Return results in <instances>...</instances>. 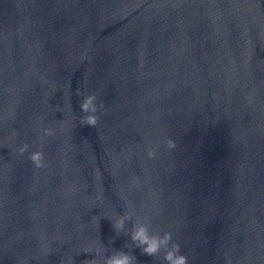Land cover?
Returning <instances> with one entry per match:
<instances>
[{"label":"water","instance_id":"obj_1","mask_svg":"<svg viewBox=\"0 0 264 264\" xmlns=\"http://www.w3.org/2000/svg\"><path fill=\"white\" fill-rule=\"evenodd\" d=\"M144 217L188 264H264V0H0V264H166Z\"/></svg>","mask_w":264,"mask_h":264},{"label":"clouds","instance_id":"obj_2","mask_svg":"<svg viewBox=\"0 0 264 264\" xmlns=\"http://www.w3.org/2000/svg\"><path fill=\"white\" fill-rule=\"evenodd\" d=\"M77 93L82 95L79 90H77ZM97 101L98 97L95 94H89L80 103L79 107L85 114L80 117V124L82 126L95 127L97 125L99 120L98 113L100 109L105 108L104 103L101 102L97 105ZM60 111H63V109ZM42 132L44 136H52L54 134L53 130L49 128H43ZM167 146L169 148H174V141L169 139L167 141ZM29 147L30 145L28 143H24L18 148V154L24 155L28 152ZM41 148H43V145H41ZM147 155L149 158H153L155 156V151H149ZM28 159L36 168L47 167L45 155L42 150L28 153ZM135 215L136 213L133 209H128L124 215H119V219L112 224V227L115 230L123 231L125 223L131 221ZM130 236L132 242L140 249L142 254L156 257L163 250V259L166 264H188V257L181 252V246L178 243H172V233L164 232L163 235L154 233L152 231L151 220L147 217H144V220L139 223H133ZM125 247H130V245H125ZM102 252V248H97L95 250L96 256L101 257L104 260V264H137V258L132 253L114 249L111 256L103 257ZM92 264H100V259H93Z\"/></svg>","mask_w":264,"mask_h":264}]
</instances>
